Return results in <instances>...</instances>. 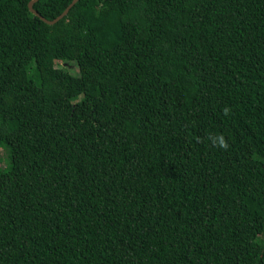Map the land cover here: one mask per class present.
<instances>
[{
    "label": "trees",
    "instance_id": "trees-1",
    "mask_svg": "<svg viewBox=\"0 0 264 264\" xmlns=\"http://www.w3.org/2000/svg\"><path fill=\"white\" fill-rule=\"evenodd\" d=\"M30 1L0 0V264H264V0Z\"/></svg>",
    "mask_w": 264,
    "mask_h": 264
},
{
    "label": "water",
    "instance_id": "water-1",
    "mask_svg": "<svg viewBox=\"0 0 264 264\" xmlns=\"http://www.w3.org/2000/svg\"><path fill=\"white\" fill-rule=\"evenodd\" d=\"M36 1H37V0H31V1L29 2V7H30V9H31L35 14L39 15V16L41 17V19H43V20L46 21L47 23H49V24H54V23H56L57 21H59L60 19H62L65 15H67L68 12H69V10L71 9V7L74 6L78 0H73V1L67 6V8H66V9H65V10H64L59 16H57L56 18L51 19V20L48 19V18H46V17H44L43 15L39 14V13L37 12V10H35V8H34V4H35Z\"/></svg>",
    "mask_w": 264,
    "mask_h": 264
},
{
    "label": "rangeland",
    "instance_id": "rangeland-1",
    "mask_svg": "<svg viewBox=\"0 0 264 264\" xmlns=\"http://www.w3.org/2000/svg\"><path fill=\"white\" fill-rule=\"evenodd\" d=\"M74 67V69L77 71L78 70V68L76 67V66H73ZM0 150H1V155L3 156V157H5L6 156V150L3 148V147H0ZM2 163L3 164H5L6 162H5V160H3L2 161Z\"/></svg>",
    "mask_w": 264,
    "mask_h": 264
},
{
    "label": "clouds",
    "instance_id": "clouds-1",
    "mask_svg": "<svg viewBox=\"0 0 264 264\" xmlns=\"http://www.w3.org/2000/svg\"><path fill=\"white\" fill-rule=\"evenodd\" d=\"M226 146V145H225Z\"/></svg>",
    "mask_w": 264,
    "mask_h": 264
}]
</instances>
